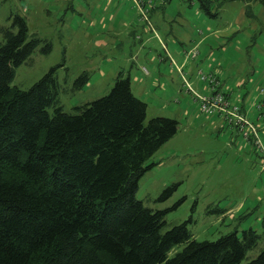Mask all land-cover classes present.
<instances>
[{"label": "rangeland", "instance_id": "rangeland-1", "mask_svg": "<svg viewBox=\"0 0 264 264\" xmlns=\"http://www.w3.org/2000/svg\"><path fill=\"white\" fill-rule=\"evenodd\" d=\"M12 14L24 18L27 38L49 42L51 49L42 54L40 43L14 68L11 86L26 89L61 63L55 72L58 101L70 111L106 94L120 71L146 104L144 121L162 116L178 122L175 134L151 156L156 164L138 179L135 198L147 208L168 209L163 230L189 219L195 241L251 228L257 242L239 264L257 255L264 247V153L218 115L202 113L181 74L201 92L200 74L214 73L229 101L243 105L264 147V5L258 0H0V26L9 25ZM169 57L183 62L181 72ZM82 71L87 83L73 90L72 80ZM172 183H177L172 194L158 200ZM183 244L171 247L167 257Z\"/></svg>", "mask_w": 264, "mask_h": 264}, {"label": "trees", "instance_id": "trees-1", "mask_svg": "<svg viewBox=\"0 0 264 264\" xmlns=\"http://www.w3.org/2000/svg\"><path fill=\"white\" fill-rule=\"evenodd\" d=\"M0 37V264H239L255 246L251 228L212 241L190 239L189 219L163 230L168 209L135 198L138 179L156 164L151 156L178 122L144 121L146 104L132 94L127 76L117 72L106 94L64 111L55 76L61 63L26 89L10 85L14 68L40 43V52L49 53L50 43L27 38L18 14L0 26ZM208 74L221 91L217 76ZM87 80L82 71L71 88ZM176 186H165L157 199ZM244 264H264V247Z\"/></svg>", "mask_w": 264, "mask_h": 264}, {"label": "built area", "instance_id": "built-area-1", "mask_svg": "<svg viewBox=\"0 0 264 264\" xmlns=\"http://www.w3.org/2000/svg\"><path fill=\"white\" fill-rule=\"evenodd\" d=\"M140 3L141 0H135ZM195 52H191L194 56ZM200 73V72H198ZM199 79L206 80L203 92H195L183 78L186 91L190 93L192 99L198 103L199 110L204 114L218 115L228 126L233 127L239 135L247 142H250L257 151L264 153V147L259 142L254 124L247 118L246 113L240 111L237 105L232 104L221 91L214 88L216 83L211 74H200ZM259 109V105H256Z\"/></svg>", "mask_w": 264, "mask_h": 264}, {"label": "crops", "instance_id": "crops-1", "mask_svg": "<svg viewBox=\"0 0 264 264\" xmlns=\"http://www.w3.org/2000/svg\"><path fill=\"white\" fill-rule=\"evenodd\" d=\"M191 49H193V48H191ZM191 49H189L188 50V52L191 50ZM165 52H166V49H165ZM168 52V51H167ZM166 52V54H167V56H168V53ZM169 59L171 60L170 62H171V64L173 65L172 67H176V71H179V72H181V65L183 64V62H179V63H175V62H173V59H172V57H169ZM162 60V59H161ZM185 64V63H184ZM181 78H182V83H183V76H182V74H181ZM188 83V82H187ZM189 84V83H188ZM218 85H220V82L218 81ZM202 86V91H204V84L203 85H200V87ZM220 90H221V88H220ZM223 90V89H222ZM201 91V92H202ZM253 102H256L255 100H253ZM241 108L244 110V107H243V105H241ZM244 112L246 113V111L244 110ZM259 112H261V104L259 105V110H258V113ZM263 116V115H262ZM220 118V117H219ZM221 119V118H220ZM259 119H262L261 118V116H257L256 117V121H258ZM221 121H222V119H221ZM210 122H211V119H210ZM212 122H214L213 120H212ZM259 122V121H258Z\"/></svg>", "mask_w": 264, "mask_h": 264}]
</instances>
